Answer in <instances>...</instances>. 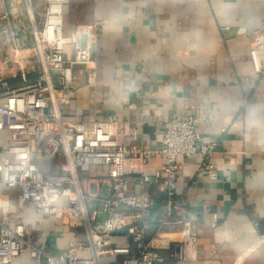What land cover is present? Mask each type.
<instances>
[{"label":"crops","instance_id":"1","mask_svg":"<svg viewBox=\"0 0 264 264\" xmlns=\"http://www.w3.org/2000/svg\"><path fill=\"white\" fill-rule=\"evenodd\" d=\"M63 2L67 31L74 23L98 26L92 45L95 81L89 82L87 72L77 67L78 88L64 107L69 120L134 121L135 144L148 148L162 144L165 120L193 114L201 118L203 136L217 143L212 156L216 179L199 175L200 154L180 159L179 196L198 214L193 221L198 242L194 259L172 264H264V71L257 72L250 57L257 35L264 34V0ZM4 53L7 47L0 43V58ZM23 58L28 79H34L30 36ZM262 65L264 69V58ZM14 72L0 64V76L22 85ZM9 142L8 131L0 127V155ZM34 151L45 173L60 170L62 153L44 158L39 149ZM163 161L156 155L148 172ZM98 174L100 169L83 175V188L108 194L110 180ZM144 190L158 194L157 206L164 205L156 181ZM212 212L219 215L216 225ZM0 215L12 227L25 225L36 244L56 255L69 242L86 238L81 221L43 215L2 181ZM159 245L170 254L167 243ZM33 262L27 251L8 264Z\"/></svg>","mask_w":264,"mask_h":264},{"label":"built area","instance_id":"2","mask_svg":"<svg viewBox=\"0 0 264 264\" xmlns=\"http://www.w3.org/2000/svg\"><path fill=\"white\" fill-rule=\"evenodd\" d=\"M97 27L74 23L67 31L63 0H0V43L7 47L0 64L14 68L13 77L21 78L16 83H23L15 86L0 76V127L10 135L0 155V181L45 216L71 215L81 221L86 237L69 242L56 255L36 244L25 225L12 227L0 215V264L27 251L33 264H172L196 257L193 221L198 214L179 196L180 159L200 154L199 175L216 179L212 156L217 143L203 136L201 118L193 114L165 120L162 144L148 148L135 144L134 121L69 120L64 107L78 88L77 67L87 72L89 82L95 81L92 45ZM27 36L36 55L34 79H28L23 60ZM250 57L254 69L263 72L264 34L257 35ZM34 148L44 158L62 153L60 170L45 173ZM156 155L164 161L149 173ZM95 169L110 180L108 194L84 190L83 175ZM153 180L165 195L164 205L157 206L158 194L144 190ZM211 219L218 224V213L212 212ZM160 242L169 245V255L161 252Z\"/></svg>","mask_w":264,"mask_h":264},{"label":"rangeland","instance_id":"3","mask_svg":"<svg viewBox=\"0 0 264 264\" xmlns=\"http://www.w3.org/2000/svg\"><path fill=\"white\" fill-rule=\"evenodd\" d=\"M20 7H21V5H20ZM21 15H22V17H26L25 12H24L23 9H21Z\"/></svg>","mask_w":264,"mask_h":264}]
</instances>
